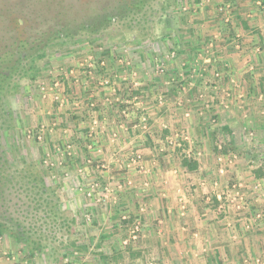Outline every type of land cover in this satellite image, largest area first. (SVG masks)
Segmentation results:
<instances>
[{
	"label": "rangeland",
	"instance_id": "obj_1",
	"mask_svg": "<svg viewBox=\"0 0 264 264\" xmlns=\"http://www.w3.org/2000/svg\"><path fill=\"white\" fill-rule=\"evenodd\" d=\"M122 1L0 0V51L64 26L73 33L33 53L0 102V264L157 263L142 240L155 228L147 213L182 200L160 182L183 157H200L210 172L174 174L186 206L209 197L201 207L213 211L211 233L229 234L223 243L236 248L207 264H264V82L262 97L244 98L264 77V42L248 51L250 72L227 68L247 82L235 99L218 63L242 55L230 26L252 30L264 9L251 0L247 24L241 0H150L94 34L82 30ZM188 25L199 30L195 41ZM200 183L209 191L199 193Z\"/></svg>",
	"mask_w": 264,
	"mask_h": 264
},
{
	"label": "crops",
	"instance_id": "obj_2",
	"mask_svg": "<svg viewBox=\"0 0 264 264\" xmlns=\"http://www.w3.org/2000/svg\"><path fill=\"white\" fill-rule=\"evenodd\" d=\"M237 1L238 0H236V3ZM241 1H243L241 6H244L243 8H241V10H245L246 6L249 7V5L253 3L251 0H241ZM196 7H198V5H196ZM255 7L259 9L258 6H255ZM255 7L253 6L249 7L247 9L248 12L239 13L240 16L242 15L241 19L248 21L247 24H250V21L248 18H251L253 15L256 14L255 9H254ZM198 8L200 9V7ZM249 12L251 14H249ZM191 15H194V13H191ZM204 17L205 16H202V18ZM193 18L197 19L195 15L193 16ZM187 28L191 29L188 37L192 38L190 34H193V33H196V35L198 34L199 30L195 25H190V26L188 25ZM251 28L252 30H250V28H247L244 23V28L234 25L232 27L230 26V28L228 29L229 34L234 35L237 38L239 37L242 38L241 43H240L241 48H242V52L240 53L242 55L239 58V60L235 61L234 63L232 62V60L234 59L229 58L231 54L225 55L226 57H220V59L222 60H220V62L218 63H220L219 65L222 66V68H224L226 71H228L227 68L230 65L231 66L233 65L249 66V69H248L249 72H250V69H252L251 67L252 65H250V63L253 62L251 61L252 56L248 58V51H250L251 53L254 47L257 45V42H262V41L264 42V24H262L260 20V23L258 22L257 24H255V27H251ZM232 30L235 32H233ZM216 33L217 32H212L213 35H216ZM252 33H257V34L248 36L249 34H252ZM255 36L257 37L256 41H254ZM260 37H261V40H260ZM195 38L196 37H194V39L192 38L193 41H195ZM227 47L228 46H222V47L220 46L219 48L227 49ZM239 48L240 47L238 46V44L235 45V49H239ZM238 56L239 54L237 53L236 58ZM254 65L255 67L258 65L263 66L262 64H257V63ZM230 71H233V68H231ZM230 71H228V73L226 74L225 78H223V80L225 79L226 81H228V84H226V86L229 85V88L226 89L227 90L226 95H228V97L231 96L232 98L235 99L237 96H239L240 92L241 93L242 91L244 92V90H242V86L243 84L247 82H245V79H243V74L239 75L238 77L236 76L232 77L231 74L229 73ZM214 75L217 77V79H221L222 77L220 73H214ZM263 79L261 80V78L259 77L256 78V81H255L256 85L252 86L253 87L252 91H250V89L248 88V84H247L244 98H246L247 95L249 96L250 92H252L251 96L256 95L258 97H262L263 94L257 90H259L261 81L264 82ZM258 81L260 82L258 83ZM216 89L218 90V87ZM217 90H216V94H217ZM237 92H239L238 95H237ZM198 93H199V96L201 97V96H204L203 93L205 92L199 91ZM205 107H208V105ZM209 107L212 108L213 105H210ZM226 107L229 108L231 106L229 105ZM200 108L203 109V107H200ZM187 115L188 114H186V116ZM203 126H204V129H203L204 131L207 128V125L206 126L203 125ZM230 127L231 126L229 125L226 129L228 128L231 129ZM194 159H196L198 162L197 171L190 173L187 170L182 169L178 164L177 166H174V168L172 166L171 167L172 169L170 168L169 173L165 174L166 176L165 180L162 181V183L160 182V185L162 186V188H164L163 190L164 192L168 193L169 191H175L176 193L181 194L182 200L178 201V203L169 204V205H168V202L163 203V204H160V203L152 204L150 207L151 208L150 211H148L147 213L152 216L153 223L151 224V226L152 228L155 226V228L152 229V232H154L153 234L151 235L148 234L149 236H147L146 240L144 239L142 240L150 242V244L148 245V248H151V250H149V252H152V255L157 261V263H152V264H174V261L176 262L175 264H207L206 258H208L210 255H213L214 257L215 256L218 257L220 254L221 255L227 254V255L232 256L230 251L233 250L231 252H234L236 250L235 246H230V245H226L223 243L227 240V237L229 238L228 236L229 234L225 236V240H224L222 236L219 238V235L217 236L216 234L211 233L214 225L216 224V222H211L213 218V211H211L210 206H205L203 208V206L206 205V203H208L209 197L206 196L204 200V196H201V199H200L201 201L198 202L195 199L194 204L192 202L190 203L191 199L188 197L187 202L189 203V205L186 206L185 204L186 203V200H184L185 193L183 194L182 185L178 183V180H176L177 177L174 174H177L178 170H180V171H183L184 176L186 175L188 178H198L199 179L200 177L210 176L209 170H206L208 169L206 168L207 165L201 164L200 157H197V158L195 157ZM243 174L245 175V173ZM248 174L251 175L250 172ZM168 175H169V179H168ZM251 179H256L255 176H253V174H252V178H250L249 181H252ZM200 182H203V181H200ZM183 189L186 190L185 188ZM197 190H199V193L201 194L209 191L205 183L204 184L200 183V185H197ZM201 205L203 206L201 207ZM198 206L200 207L198 208ZM144 210H145L144 208L141 209V211H144ZM193 214L196 217L195 216L193 217ZM143 218L145 219L147 223L149 222L147 215H144ZM227 224L229 225V223ZM232 238L236 239L237 236H232ZM220 249H221V252H220ZM249 251L251 250L248 248H245V250H242V252H245V253ZM128 264H134V261L130 260V263L128 262Z\"/></svg>",
	"mask_w": 264,
	"mask_h": 264
},
{
	"label": "trees",
	"instance_id": "obj_3",
	"mask_svg": "<svg viewBox=\"0 0 264 264\" xmlns=\"http://www.w3.org/2000/svg\"><path fill=\"white\" fill-rule=\"evenodd\" d=\"M150 0H123L117 3L111 12H105L99 15L91 23H86L82 26V30L89 32V34L96 33L99 29H104L109 26L110 23L123 19L129 15H136L141 13L142 9L147 5ZM46 36L43 40H39V44H35L36 39L30 43L26 39H15L12 44L8 46L5 50L0 51V102L4 98V94L10 85V82L16 76L23 67L25 70L32 68L28 64L34 62L35 58L33 53L37 54L42 52L43 47L52 43L54 39L71 38L73 36L72 31L68 28L61 27L59 30L48 31L44 34ZM31 45V47H29ZM36 49V50H34ZM30 53V54H29ZM32 70V69H30ZM31 79H34L32 77ZM181 166L188 172H195L198 169V162L192 158L183 157L181 160ZM257 178V177H256ZM0 185H1V171H0ZM2 230L0 228V234ZM12 237L17 241V243L25 241L24 235L22 233L12 234Z\"/></svg>",
	"mask_w": 264,
	"mask_h": 264
},
{
	"label": "built area",
	"instance_id": "obj_4",
	"mask_svg": "<svg viewBox=\"0 0 264 264\" xmlns=\"http://www.w3.org/2000/svg\"><path fill=\"white\" fill-rule=\"evenodd\" d=\"M256 4H257V6L259 7V8H262V9H264V2L263 1H261V0H257V2H256ZM220 173H222V170H220ZM236 187H240V185H238V186H233V189H235ZM234 193H235V197H239V199H242L240 196H239V189L235 192L234 191ZM139 230V228H138V226H135V232H137Z\"/></svg>",
	"mask_w": 264,
	"mask_h": 264
}]
</instances>
